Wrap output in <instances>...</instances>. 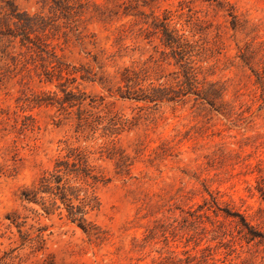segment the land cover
<instances>
[{"label": "rangeland", "instance_id": "obj_1", "mask_svg": "<svg viewBox=\"0 0 264 264\" xmlns=\"http://www.w3.org/2000/svg\"><path fill=\"white\" fill-rule=\"evenodd\" d=\"M13 1L55 22L68 73L48 80L56 61L35 48L0 52V264H264V0H80L68 17ZM186 61V95L133 98V86L178 90ZM64 88L92 115L60 105ZM79 152L103 178L89 187L95 230L22 195Z\"/></svg>", "mask_w": 264, "mask_h": 264}, {"label": "trees", "instance_id": "obj_2", "mask_svg": "<svg viewBox=\"0 0 264 264\" xmlns=\"http://www.w3.org/2000/svg\"><path fill=\"white\" fill-rule=\"evenodd\" d=\"M47 2L51 8L60 12L64 17H68L69 14L76 13V7L79 5L80 0H42ZM0 12L4 11L3 16L0 17V52L4 54H10L12 50L16 49V44L27 48H35L40 56L47 54L52 61H56L51 69L45 68L44 74L48 80H51L54 75L58 78L63 77V73L68 69L66 64L59 60L58 53L55 47L51 46L49 41L50 37H54L55 33H51V30H57L55 22L48 20L46 17L40 14H30L26 11L19 10L14 4L13 0H0ZM161 31L164 35L165 44L173 47L177 44L178 47L183 49L178 52L180 56L179 61L189 60V50L186 47L190 45L188 43H181L180 36L175 35L173 31L169 30L166 24H162ZM7 52V53H6ZM0 55V59L2 56ZM51 61V62H52ZM190 62L186 61L184 66L186 67L185 79L183 80L181 87L178 90L170 89L167 87L159 86L152 87L144 91L141 87L133 86V98L142 99L149 102H154L157 105L159 102L166 100H176L180 96L186 95L191 89L196 87V76L192 74V66H189ZM84 77V76H83ZM138 74L133 71V82L135 85H140L136 79ZM65 96L63 99L57 100V102L65 106L68 103L70 107L79 105V118L87 119L86 110L81 109V106L85 103L86 97L84 93H76L72 90L64 88ZM140 92V93H139ZM52 96L47 98H39L40 103H52ZM96 100L90 98L88 105L95 107ZM27 119L33 121V117L29 116ZM77 160L69 162L68 160L57 161L56 170L44 174L39 181L37 187L33 189H27L22 192L23 198L28 202L36 201L40 196L44 199L46 196L50 198V206L55 210L62 209V205L67 211L66 216L73 222H78L85 230H95L93 224L89 221V213L99 207V200L94 191H89V187L92 188L95 183L103 181L99 175L94 174L91 164L87 156H84L81 152L78 153ZM62 166H64L62 168ZM64 169V170H63ZM73 175L75 180H83L82 186L73 185ZM83 196L81 197V192ZM44 228H40V233L37 235V242L40 244V248L45 244L46 238L43 234Z\"/></svg>", "mask_w": 264, "mask_h": 264}]
</instances>
